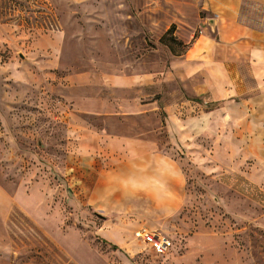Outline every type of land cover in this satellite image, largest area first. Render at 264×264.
<instances>
[{
  "label": "rangeland",
  "instance_id": "374dc122",
  "mask_svg": "<svg viewBox=\"0 0 264 264\" xmlns=\"http://www.w3.org/2000/svg\"><path fill=\"white\" fill-rule=\"evenodd\" d=\"M201 1L0 0V264H264V186L241 193L190 169L183 204L162 225L125 196L100 211L86 202L94 132L150 129L168 146L161 111L97 107L111 96L106 84L127 99L135 79L164 75L201 25L213 27ZM141 228L169 249L144 245Z\"/></svg>",
  "mask_w": 264,
  "mask_h": 264
},
{
  "label": "crops",
  "instance_id": "0c3cea01",
  "mask_svg": "<svg viewBox=\"0 0 264 264\" xmlns=\"http://www.w3.org/2000/svg\"><path fill=\"white\" fill-rule=\"evenodd\" d=\"M201 11L213 27L201 25L167 73L135 79L127 99L104 86L110 102L102 101L98 115L161 111L168 146L149 138L150 129L94 132L98 155L86 163L98 166L83 184L97 210L121 195L145 212L146 223L162 225L181 208L190 169L241 193L264 186V0H202ZM170 81L175 90L166 92Z\"/></svg>",
  "mask_w": 264,
  "mask_h": 264
},
{
  "label": "built area",
  "instance_id": "2783aa9c",
  "mask_svg": "<svg viewBox=\"0 0 264 264\" xmlns=\"http://www.w3.org/2000/svg\"><path fill=\"white\" fill-rule=\"evenodd\" d=\"M134 236L157 254L165 253L171 245L168 239L147 228L139 229L135 232Z\"/></svg>",
  "mask_w": 264,
  "mask_h": 264
},
{
  "label": "water",
  "instance_id": "95a60500",
  "mask_svg": "<svg viewBox=\"0 0 264 264\" xmlns=\"http://www.w3.org/2000/svg\"><path fill=\"white\" fill-rule=\"evenodd\" d=\"M208 23L210 24V26H213V21L212 20H209Z\"/></svg>",
  "mask_w": 264,
  "mask_h": 264
}]
</instances>
